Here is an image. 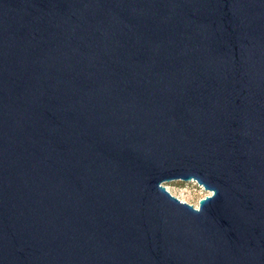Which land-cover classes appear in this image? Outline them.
Masks as SVG:
<instances>
[{"label": "water", "instance_id": "obj_1", "mask_svg": "<svg viewBox=\"0 0 264 264\" xmlns=\"http://www.w3.org/2000/svg\"><path fill=\"white\" fill-rule=\"evenodd\" d=\"M0 264H264V0H0Z\"/></svg>", "mask_w": 264, "mask_h": 264}, {"label": "rangeland", "instance_id": "obj_2", "mask_svg": "<svg viewBox=\"0 0 264 264\" xmlns=\"http://www.w3.org/2000/svg\"><path fill=\"white\" fill-rule=\"evenodd\" d=\"M166 186L173 195L197 207L200 199L211 194L210 191L194 181L175 180L166 183Z\"/></svg>", "mask_w": 264, "mask_h": 264}, {"label": "bare ground", "instance_id": "obj_3", "mask_svg": "<svg viewBox=\"0 0 264 264\" xmlns=\"http://www.w3.org/2000/svg\"><path fill=\"white\" fill-rule=\"evenodd\" d=\"M167 187V189H168V186H166ZM169 190V189H168Z\"/></svg>", "mask_w": 264, "mask_h": 264}]
</instances>
